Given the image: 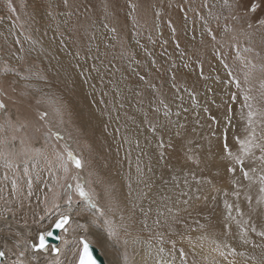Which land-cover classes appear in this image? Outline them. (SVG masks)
Returning <instances> with one entry per match:
<instances>
[{
    "label": "rangeland",
    "instance_id": "1",
    "mask_svg": "<svg viewBox=\"0 0 264 264\" xmlns=\"http://www.w3.org/2000/svg\"><path fill=\"white\" fill-rule=\"evenodd\" d=\"M0 105V264H264V0H0Z\"/></svg>",
    "mask_w": 264,
    "mask_h": 264
},
{
    "label": "water",
    "instance_id": "2",
    "mask_svg": "<svg viewBox=\"0 0 264 264\" xmlns=\"http://www.w3.org/2000/svg\"><path fill=\"white\" fill-rule=\"evenodd\" d=\"M62 217H67V223L69 222V216L68 215H62V216H58L55 221L51 224V226L41 232H38V234H42L45 235L44 238V242L45 245L43 248L38 247L39 243H40V237L38 238V241L33 245V248L35 250L37 249H44L46 247V245H48L49 243H52V253H57L58 252V248L56 247V245L60 242V231L65 227V225L67 223L62 224L61 227H56L55 225L57 224V221H60ZM50 233V235H49ZM80 242H81V248H80V252L77 258V262L76 264H80V257L83 253L84 250V244L86 243L88 245V253L91 257V259L94 261V264H105L104 259L102 257V255L99 253V250L97 247H95L94 245H92L91 243H89L85 238L81 237L80 238ZM3 259V256H0V261Z\"/></svg>",
    "mask_w": 264,
    "mask_h": 264
},
{
    "label": "bare ground",
    "instance_id": "3",
    "mask_svg": "<svg viewBox=\"0 0 264 264\" xmlns=\"http://www.w3.org/2000/svg\"><path fill=\"white\" fill-rule=\"evenodd\" d=\"M157 201V200H156ZM157 203V202H156ZM157 205V204H156ZM157 206H159V204L157 205ZM69 216V215H68ZM70 218V217H69ZM64 229V228H63ZM41 232H43V231H41ZM40 233V232H39ZM41 236H43V237H45V235H42V234H38V237H37V239H36V241L35 242H37L38 241V238L39 237H41ZM17 241V240H16ZM35 242L33 243V244H35ZM17 243H19V242H17ZM22 243V242H21ZM20 245V244H19ZM21 245H23V243L21 244ZM52 243H49L48 245H46V247L44 248V249H37V250H35L33 247H32V250H34V252H39V253H47L48 252V248H50V251H51V249H52ZM207 248V247H206ZM49 251V252H50ZM148 251H152L150 254H148ZM202 251V250H201ZM212 251V250H211ZM205 252V251H204ZM136 254L134 255V254H132L131 256H132V258L134 259V262H132V263H134V264H155L154 263V260H155V257L157 256V254L155 253V249H153V250H150V249H147V248H143V249H140L139 251H137V252H135ZM203 253V252H202ZM201 253V254H202ZM121 254V253H120ZM152 254V255H151ZM205 254V253H204ZM206 254H207V252H206ZM218 254V253H217ZM159 255V254H158ZM129 256V255H128ZM127 256V257H128ZM203 256V255H202ZM208 256H210V254H208ZM131 258V257H130ZM160 258V257H159ZM206 258V257H205ZM221 258V257H220ZM129 259V258H128ZM127 261V260H126ZM214 262V261H213ZM165 263V262H164ZM208 263V262H207ZM129 264V263H128ZM209 264H210V262H209Z\"/></svg>",
    "mask_w": 264,
    "mask_h": 264
},
{
    "label": "snow or ice",
    "instance_id": "4",
    "mask_svg": "<svg viewBox=\"0 0 264 264\" xmlns=\"http://www.w3.org/2000/svg\"><path fill=\"white\" fill-rule=\"evenodd\" d=\"M2 106V105H0ZM76 166L79 167L80 166V161L76 160L75 161ZM231 170V169H230ZM245 176H247V173H244ZM80 195L81 196H85L86 193L83 191V189H79ZM68 218L67 217H62L60 221H57V224L55 225L56 227H61L62 224L67 223ZM50 235V233H49ZM45 245L44 242V238L43 236L40 237V243L38 245V247L43 248ZM4 253L0 252V256H3ZM80 264H94V261L91 259L89 253H88V245L85 243L84 244V250L83 253L80 257Z\"/></svg>",
    "mask_w": 264,
    "mask_h": 264
}]
</instances>
